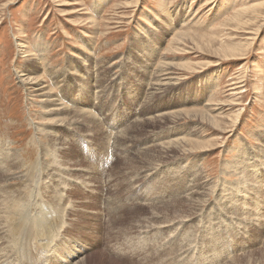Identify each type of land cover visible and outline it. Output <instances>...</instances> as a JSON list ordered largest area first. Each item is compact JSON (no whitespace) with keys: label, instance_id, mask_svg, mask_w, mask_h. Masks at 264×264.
I'll return each instance as SVG.
<instances>
[{"label":"rangeland","instance_id":"1","mask_svg":"<svg viewBox=\"0 0 264 264\" xmlns=\"http://www.w3.org/2000/svg\"><path fill=\"white\" fill-rule=\"evenodd\" d=\"M263 154L264 0H0V193L62 194L40 240L8 197L0 264H264Z\"/></svg>","mask_w":264,"mask_h":264},{"label":"bare ground","instance_id":"2","mask_svg":"<svg viewBox=\"0 0 264 264\" xmlns=\"http://www.w3.org/2000/svg\"><path fill=\"white\" fill-rule=\"evenodd\" d=\"M43 50V49H42ZM239 51V50H238ZM232 56V55H231ZM162 70V69H161ZM160 70V71H161ZM30 72V71H29ZM157 78V77H156ZM155 78V79H156ZM33 80L35 81V78H33ZM157 80L160 82V83H158V84H156V88H157V90H159V89H161L162 88V90H166V89H168L167 87H169L170 85H171V82L170 81H167V82H162V81H160V76H158V78H157ZM168 80V79H167ZM34 83H37V82H34ZM156 83V82H155ZM38 86H40V84H38ZM104 87V86H103ZM153 88H155V85H154V87ZM155 88V89H156ZM155 89H152V90H155ZM36 90H38V91H40V92H43L44 93V91L46 90V92H50V91H48L49 89L47 88V86H40V87H38ZM156 90V91H157ZM156 91H154V92H152L151 91V95H154V94H158V93H160V91L159 92H156ZM162 92V91H161ZM52 94V93H51ZM50 94V95H51ZM44 95V94H43ZM45 95H48L47 93L45 94ZM149 96H150V93H149ZM47 97V96H46ZM48 97H51V96H48ZM154 97H156L155 95H154ZM59 98V97H58ZM62 99V98H61ZM48 101L47 102H45V103H43L44 105H45V109H47L49 112L50 111H53V110H58V109H56L55 107H57L56 106V104H55V101H57V100H52V98H48L47 99ZM58 100H60V99H58ZM149 101V100H148ZM87 102V101H86ZM208 106V105H207ZM59 108V107H58ZM90 107H88L87 105H85V107L84 108H81V107H77V108H74L73 109V111H74V116L75 115H79V116H82V117H86V118H92V115L93 114H91L90 112ZM59 111V110H58ZM69 111V110H68ZM207 111V110H206ZM212 111V110H211ZM171 116H173V115H171ZM209 119V118H211V116H207V113L206 114H204L203 113V119L205 120V119ZM213 120V119H212ZM236 121V120H235ZM122 132V131H121ZM123 133V132H122ZM107 134V133H106ZM117 140V139H116ZM117 141H119V140H117ZM193 141L192 140H187V139H185V138H180V139H176V140H172V141H170V142H167V143H165V144H161V145H159V146H161L163 149H165V150H168L170 147H173V148H184L185 146L183 145V143L184 144H187V143H192ZM121 144V143H120ZM119 145V144H118ZM206 147V146H205ZM119 148V147H118ZM208 148H209V146H208ZM110 149V148H109ZM193 149L194 148H192V149H190L191 151H193ZM6 150V149H5ZM184 150V149H183ZM204 150V149H203ZM187 151H189V150H187ZM201 151V150H200ZM256 151V150H255ZM258 152V151H257ZM5 153V152H4ZM164 153H170V151L169 152H164ZM163 153V154H164ZM174 153V152H173ZM180 153V152H179ZM66 154V153H65ZM183 154V153H182ZM261 154V153H260ZM7 155V154H6ZM10 155V154H9ZM264 155V154H263ZM167 156H169V155H167ZM166 156V157H167ZM163 157V156H162ZM262 157V156H261ZM261 157H254L255 159H258V160H261V161H264V158L262 159ZM176 158V157H175ZM249 158H252L253 159V157H251V156H249ZM7 159V158H6ZM42 159V158H41ZM176 161V160H175ZM4 162V159L3 160H1L0 161V163H3ZM161 162V161H160ZM245 164V166H244V164ZM258 162H254V164H251L250 162H248V161H246V160H242L241 162H237V163H235V164H230V165H228L230 168L232 167L233 168V170H235V171H233V173H235L236 171H239V176H240V179L242 180L243 178H244V171L245 170H247L246 168H253L254 169V171H255V173L257 174V172L261 169V167H260V165L262 164L263 165V162H261V164L259 163V167L257 166V167H255L254 165L255 164H257ZM249 164H251V166L249 165ZM11 165V164H10ZM12 168V167H11ZM36 169V168H35ZM11 170V169H10ZM148 170V169H147ZM146 175H148V174H146ZM237 175V174H236ZM202 175H201V173H198L197 174V182L195 183V181H194V183H195V185H194V188L193 187H191L190 185H189V187H191V191H190V193L187 195V197H185V198H187L189 201H190V203L192 202V204H194V206H196V208L198 207V206H201V202L202 203H204V202H206V200H205V192H204V187L202 188L201 186H202V184H201V186H200V183H201V179H200V177H201ZM53 177V176H52ZM7 178V177H6ZM59 178V177H58ZM195 179V178H194ZM8 180V179H7ZM13 180V179H12ZM239 181L238 182V185L241 187V186H243L242 184L244 183V181L242 180V181ZM3 181V180H2ZM5 183V182H4ZM61 183H62V181H61ZM190 183H192V182H190ZM64 185V184H63ZM239 186H237V188L239 187ZM15 187V186H14ZM27 187V186H26ZM16 188V187H15ZM36 188H39V186H37ZM236 188V187H235ZM7 189V188H6ZM10 189V188H9ZM189 189V188H188ZM209 189V188H208ZM241 189V188H240ZM41 190V189H40ZM39 189H36L35 190V192H34V189H32L31 190V192H34L33 194H35L34 195V198H32V200H30V201H28V200H24V202L22 203V204H20L19 202H18V200H16V202L14 201V199L11 197L10 198V192L9 191H2L1 193H0V218H2V217H4V216H2L1 214H2V212H6V214H7V209H8V204H7V202H6V200L8 199V197L11 199H8V200H10V205H9V215L11 214V212H13V213H15L14 215L16 216L17 215V210H18V208H25L26 206V208H27V210L25 211V212H23V213H21L20 215H19V217L17 218V219H15V216H12V215H10L11 216V218H13L14 220H15V226H14V229H15V231H17L18 232V234H21V233H23V234H26V233H31L32 232V236L33 237H35V239H37V238H39V240H40V237H41V239L42 238H44V237H47L48 236V233H49V230H50V228L52 229V228H55V225H57V226H59L60 227V224L58 223V221H60V219H61V214L60 213H58V216H57V218H52V219H49V215H50V213L53 211V210H55L56 208H60V205H59V199H61V196H62V194H61V192L59 193L58 191L56 192L55 190H52L51 191V193L53 192V194L51 195V197H50V201H46L47 200V198L46 199H44V197H43V199L41 198V194H42V192L40 191ZM259 190V189H258ZM22 191V190H21ZM245 191V190H244ZM19 192V191H18ZM55 192V193H54ZM188 192V191H187ZM186 192V193H187ZM212 192V191H211ZM214 192V191H213ZM212 192V193H213ZM11 194H13L12 193V191H11ZM221 194H223V193H221ZM249 194V193H248ZM247 196V195H246ZM19 197V196H18ZM251 197V196H250ZM22 198H24V197H22ZM223 198V197H222ZM242 198H243V196H242ZM37 199H42V203L43 202H45V203H47V202H56V204H53L52 206H49L48 204L46 205L45 203L44 204H41V206H37L38 208H36L35 207V203H36V201H37ZM182 199V198H181ZM251 199V198H250ZM253 199V198H252ZM49 200V199H48ZM62 200V199H61ZM25 202H28V203H25ZM30 202H32L31 204H30ZM37 202H40V201H37ZM262 202V201H261ZM187 203V202H186ZM189 203V202H188ZM187 203V204H188ZM23 204H24V206H23ZM28 204H30V205H28ZM183 204V203H182ZM181 204V205H182ZM186 204V205H187ZM188 206H189V204H188ZM193 206V205H192ZM262 206V205H261ZM30 207L32 208V209H30ZM181 207V206H180ZM25 208V209H26ZM190 207H188V209H189ZM261 208V207H260ZM61 209V208H60ZM59 209V210H60ZM66 209V208H65ZM191 210H192V208H190ZM203 209V208H202ZM259 209V202L256 200V203H255V208H254V210H258ZM20 210V209H19ZM18 210V211H19ZM67 210V209H66ZM178 211V210H177ZM183 211H184V209H183ZM195 211V210H194ZM184 213V212H183ZM187 213H189L188 212V210H187ZM55 215V214H54ZM191 216V215H190ZM192 216H194V215H192ZM188 217V216H187ZM186 217V218H187ZM261 218H262V216H260ZM8 219V218H7ZM5 220V222H7L8 220ZM1 221V220H0ZM2 221H4V218H2ZM47 221H49V223L47 222ZM9 222V221H8ZM10 225V224H9ZM12 225V224H11ZM14 231V232H15ZM4 234L3 232H1V229H0V234ZM7 233V232H6ZM6 235V234H5ZM10 235V234H9ZM4 236V235H3ZM12 236H14V235H12ZM17 236V235H16ZM24 236V235H23ZM28 236H29V234H28ZM15 237V236H14ZM20 237V236H19ZM16 238V237H15ZM26 238V237H25ZM28 238H30V237H28ZM2 239V237H0V240ZM14 239V238H13ZM31 239V238H30ZM3 240H4V238H3ZM25 240V239H24ZM28 241V240H27ZM15 242V241H14ZM13 242V243H14ZM24 242V241H23ZM32 242V241H31ZM16 243V242H15ZM41 245V247H40V250L42 251V248H43V244H42V242H40V241H38V244L37 245ZM20 245V244H19ZM82 245V247H84V248H79V246H77V245H74V247H73V249H72V256L71 257H69V258H66V259H69L70 260V262H71V264L73 263V264H77V262L78 261H80V259L78 260V261H76L79 257H78V253H80L82 250H85L86 248H88L89 247V249H90V246H87V245H85V244H81ZM8 247H10L9 245H8ZM16 247V246H15ZM24 247V246H23ZM22 247V248H23ZM1 248V247H0ZM4 248V247H3ZM5 249V248H4ZM7 249H9V248H7ZM6 249V250H7ZM12 249V248H11ZM25 249V248H24ZM49 249V248H48ZM39 250V251H40ZM1 251H3V250H1ZM17 251V250H16ZM75 251H77L78 253L76 254V252ZM43 252V251H42ZM188 252V251H187ZM3 253V252H2ZM1 253V254H2ZM48 253V252H47ZM83 253H85V252H83ZM6 254H7V252H6ZM9 254V253H8ZM41 254V253H40ZM40 254H37V256L35 255V254H30L29 252H28V255L26 256V259H24V260H28L29 258L31 259V262L32 263H34V264H39V262L41 263V258H44V257H41V255ZM43 254V253H42ZM10 255V254H9ZM25 255V254H24ZM23 255V256H24ZM77 257V259H75V260H73L72 261V257ZM45 257H47L46 256V254H45ZM238 257V256H237ZM9 258V257H8ZM11 258H12V255H11ZM10 258V259H11ZM36 258V259H35ZM1 259V258H0ZM4 259H6V258H4ZM29 259V260H30ZM83 259V258H82ZM19 260V259H18ZM44 261L46 260V259H43ZM21 261H23V260H21ZM47 261V260H46ZM45 261V262H46ZM67 261V260H66ZM3 262V261H2ZM29 262V261H28ZM26 263V262H25ZM67 263V262H66ZM3 264V263H2ZM30 264V263H29ZM63 264H65V263H63ZM68 264V263H67Z\"/></svg>","mask_w":264,"mask_h":264}]
</instances>
